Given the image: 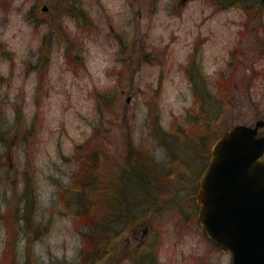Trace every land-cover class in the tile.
Here are the masks:
<instances>
[{
  "label": "rangeland",
  "instance_id": "1",
  "mask_svg": "<svg viewBox=\"0 0 264 264\" xmlns=\"http://www.w3.org/2000/svg\"><path fill=\"white\" fill-rule=\"evenodd\" d=\"M195 69L223 101L214 135L264 119L262 0H0V264H232L189 209L204 168L188 142ZM175 153L190 162L183 210L109 221L136 155L131 174ZM98 172L117 181L112 204L97 205Z\"/></svg>",
  "mask_w": 264,
  "mask_h": 264
},
{
  "label": "water",
  "instance_id": "2",
  "mask_svg": "<svg viewBox=\"0 0 264 264\" xmlns=\"http://www.w3.org/2000/svg\"><path fill=\"white\" fill-rule=\"evenodd\" d=\"M257 134L241 125L227 131L201 181V225L233 264H264V137Z\"/></svg>",
  "mask_w": 264,
  "mask_h": 264
},
{
  "label": "flooded vegetation",
  "instance_id": "3",
  "mask_svg": "<svg viewBox=\"0 0 264 264\" xmlns=\"http://www.w3.org/2000/svg\"><path fill=\"white\" fill-rule=\"evenodd\" d=\"M207 79L208 78H205L203 76L202 78H198V71L196 69L193 72L192 82L197 83L198 86L195 90L196 95H198V106L195 105L196 110L193 112V126L195 125L196 132L195 136L191 139L194 140H190L188 142L189 146L192 145L194 148V151L191 149V153L199 158L200 161L203 160L202 163L204 164V168L202 171H200V175H194L195 180L198 181L195 191L196 197L194 199V204H189L191 205L189 209H193L196 214V219L197 215H199L200 212L197 202L200 178L210 161L212 148L215 142L213 134L215 126L214 112L215 110H219L221 104H223V101H216V104L212 103L213 92L209 84L206 82ZM243 93L245 94L244 97H247L250 94L249 90H246ZM258 112L259 113L256 114L255 117H252L253 119H250L248 122H244L242 124L255 127L257 123L263 122L264 119H261L262 117L260 116L261 112ZM233 126L235 125L229 126L227 129ZM263 129L264 126L259 129V135H263ZM169 161V163L152 164L151 168L147 170L148 172H135V174H131L130 172V174H125L127 177L122 180V184H124L125 181L126 182L125 185L122 186L125 187L126 192L128 193V189H130L133 185H136V188L131 190L128 197L123 200L126 205L122 206V212L118 216H116L117 212H115V214L112 215L111 221H113L114 219L117 220L118 217L130 218L134 214V211H132L131 208H143L142 212H146L147 210L148 212H152L159 206L163 208L166 206H171L173 207L172 209H176L178 211L185 207L186 203H180L182 201V198H180V200L178 201L174 198V189L177 187L176 184L181 185L182 183H184L185 174L180 175L179 173H186V170L188 168L187 165L190 162H184L183 159H181V157H179L177 154L176 156H171ZM189 177L191 176L189 175ZM123 202H120V204H122ZM161 203H163L164 205ZM133 217H136V215H133ZM153 225H151L150 223V225L143 227V234L140 241V245L142 246L139 247V249L145 250V256H148L149 259L157 256L155 254V245L159 242L158 240H155ZM135 238L140 239L139 236Z\"/></svg>",
  "mask_w": 264,
  "mask_h": 264
},
{
  "label": "trees",
  "instance_id": "4",
  "mask_svg": "<svg viewBox=\"0 0 264 264\" xmlns=\"http://www.w3.org/2000/svg\"><path fill=\"white\" fill-rule=\"evenodd\" d=\"M66 12L68 13V15H69V13L71 14V15H75V11H72L71 9L69 10V8H67L66 9ZM99 170V169H98ZM95 183H96V188H95V191H96V195H98L99 194V196H101V197H99L97 200V202H99V200H100V202H99V204L97 203V205L99 206V205H101V204H103L104 203V198L105 197H108L109 198V203H113V196H114V192H113V189L111 190V188H112V186L114 185V183L110 180L109 182H108V184H104V178L103 177H101L100 178V176H99V172H98V176H97V178H96V180H95ZM125 188V187H124ZM136 188V187H135ZM111 190V191H110ZM127 194V193H126ZM98 197V196H97ZM118 197L120 198V199H124L123 198V194H118ZM119 202H123L122 200H119ZM89 204H90V210H93V208H94V203L93 202H91L90 200H89ZM87 208H88V206H87ZM112 210H110V212H109V214H108V219H109V221H111L112 220ZM87 225H89V228H93V224H87ZM102 248V247H101ZM101 248H99L100 250H104V248L103 249H101ZM102 251H99V252H102ZM101 255V254H100Z\"/></svg>",
  "mask_w": 264,
  "mask_h": 264
}]
</instances>
